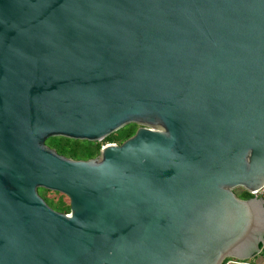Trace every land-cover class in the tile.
Listing matches in <instances>:
<instances>
[{"label":"water","instance_id":"1","mask_svg":"<svg viewBox=\"0 0 264 264\" xmlns=\"http://www.w3.org/2000/svg\"><path fill=\"white\" fill-rule=\"evenodd\" d=\"M263 185L264 0H0V264L249 259Z\"/></svg>","mask_w":264,"mask_h":264},{"label":"trees","instance_id":"2","mask_svg":"<svg viewBox=\"0 0 264 264\" xmlns=\"http://www.w3.org/2000/svg\"><path fill=\"white\" fill-rule=\"evenodd\" d=\"M138 127L139 124L137 123L127 124L122 128L118 129L117 131L111 133L101 141L75 139L66 136H52L46 140V143L51 147L56 148L59 153L64 154L66 156L77 159H87L99 155L101 148L105 143L123 142L126 138L133 135ZM237 190L236 191L239 197L251 198L253 196L252 193L243 188H238ZM39 192L48 203L50 202L51 205H54L55 209L64 212H70V200L66 194L61 193L59 191L49 190L43 187L39 188ZM262 251L264 252V247ZM225 261L223 262V264L225 263Z\"/></svg>","mask_w":264,"mask_h":264},{"label":"crops","instance_id":"3","mask_svg":"<svg viewBox=\"0 0 264 264\" xmlns=\"http://www.w3.org/2000/svg\"><path fill=\"white\" fill-rule=\"evenodd\" d=\"M229 264H264V252L261 251L259 254L255 255L249 259L243 260H235L234 262H230Z\"/></svg>","mask_w":264,"mask_h":264},{"label":"built area","instance_id":"4","mask_svg":"<svg viewBox=\"0 0 264 264\" xmlns=\"http://www.w3.org/2000/svg\"><path fill=\"white\" fill-rule=\"evenodd\" d=\"M252 194H253V195H256V196H258V197H260V198H262L263 201H264V185H263L260 189H258L256 192H253ZM235 260L238 261V260H240V259L229 258V259H227V260L225 261L224 264H229L230 262H234Z\"/></svg>","mask_w":264,"mask_h":264},{"label":"rangeland","instance_id":"5","mask_svg":"<svg viewBox=\"0 0 264 264\" xmlns=\"http://www.w3.org/2000/svg\"><path fill=\"white\" fill-rule=\"evenodd\" d=\"M238 191V190H237ZM70 200V199H69ZM49 204H50V202H49ZM51 205V204H50ZM52 207H54V205H51ZM55 208V207H54Z\"/></svg>","mask_w":264,"mask_h":264}]
</instances>
